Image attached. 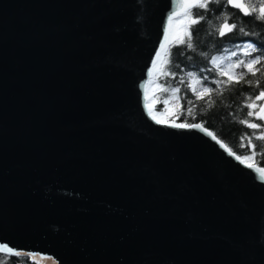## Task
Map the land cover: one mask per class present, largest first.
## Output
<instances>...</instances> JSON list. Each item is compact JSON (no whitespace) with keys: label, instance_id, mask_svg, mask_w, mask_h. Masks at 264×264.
<instances>
[{"label":"water","instance_id":"water-1","mask_svg":"<svg viewBox=\"0 0 264 264\" xmlns=\"http://www.w3.org/2000/svg\"><path fill=\"white\" fill-rule=\"evenodd\" d=\"M189 2L0 0V241L18 256L264 264V180L145 106Z\"/></svg>","mask_w":264,"mask_h":264},{"label":"trees","instance_id":"trees-1","mask_svg":"<svg viewBox=\"0 0 264 264\" xmlns=\"http://www.w3.org/2000/svg\"><path fill=\"white\" fill-rule=\"evenodd\" d=\"M250 1L244 0V3L248 5ZM208 7L210 10L207 12L198 8L192 10L204 16L195 25L191 24L188 15H182L184 23L177 32V38L169 42L153 67L147 85L151 108L155 113L163 111L166 107L163 101L168 99V120L176 124H199L236 156L254 155L250 163L264 168V141L257 139L264 135V121L256 115L247 116L249 111L258 113L264 107V99H255L260 91H264V21L256 18L258 11L244 16L239 10L232 9L226 3L218 4L216 0H212ZM225 18L229 25L234 23L237 27L233 31L225 29L226 34L220 36L219 29ZM189 27L192 29V49H188L186 43L181 42L187 41L186 29ZM241 27L243 32L240 31ZM245 50L249 55L244 54ZM233 52L236 53L235 56L232 55ZM254 57L262 60L256 66L258 71L255 76L245 67L233 70L234 74H244V80L239 83L229 80L227 75L221 76L223 69L213 63L216 58H221L228 64L248 61ZM188 72H192L200 83H195L188 77ZM181 80L185 83L181 84ZM193 87L198 92L204 87L213 91L211 94L201 93V98L198 99L191 90ZM171 88L180 89L177 94L179 99L173 98L170 91H165ZM189 100L192 101L191 104L188 103ZM248 104H254V107L249 108ZM188 108L192 109L191 115L188 114ZM242 120L259 127L249 128L240 122ZM0 256L11 264H43L39 259L28 255Z\"/></svg>","mask_w":264,"mask_h":264},{"label":"snow or ice","instance_id":"snow-or-ice-1","mask_svg":"<svg viewBox=\"0 0 264 264\" xmlns=\"http://www.w3.org/2000/svg\"><path fill=\"white\" fill-rule=\"evenodd\" d=\"M211 2H212V0H191V2L179 5V7L185 8V10H186L185 15H188L191 19V24L195 25V24L199 23L200 20L204 19V16L200 15L199 12H195L192 10L198 8V9H203V10H205V12H207L210 10L208 6H209V3H211ZM216 2L218 4L226 3V5H230L233 8L239 9L242 13H244V15H248V14H250V12L255 13L258 11V17H256V18L260 19L261 21H264V2L260 3L258 6L254 5V4L246 5L244 3L238 2V0H216ZM175 14L176 13L173 12L171 15L168 16L169 25L172 23V19H173V16ZM236 27L237 26L234 23L232 25H229V23L227 22V18H225V22L221 25V27L219 29V35L224 36L226 34L225 29H228V31H233L236 29ZM240 31H242V32L244 31L243 27L240 28ZM186 32H187V41H181V42L186 43V47L188 49H192L194 45L191 42L192 41V29H191V27L186 29ZM165 39L167 40V35H166ZM164 48H165V44H161V49H164ZM253 51H255V49H253ZM244 54L249 55V52L247 50H245ZM160 55H161L160 52L156 53L157 57H159ZM232 55L235 56L236 53L233 52ZM213 63L219 65L222 62L214 59ZM261 63H262V60L259 57H254L248 61H239L238 63H228L226 65V67L224 68V70L221 71L220 75L221 76L227 75L229 80H235L237 83H239L240 81L244 80V74L243 73L234 74L233 70L235 68L245 67L248 69L249 72H251L255 76L256 72L258 71L256 66L260 65ZM153 67H155V61L153 62ZM150 75H151V73H150ZM187 75H188V77L192 78V80L195 81V83H200L199 80H196V78L192 72H188ZM180 83L183 84V83H185V81L181 80ZM221 83H226V82H221ZM191 90L197 96L198 99L201 98V93L211 94L213 91L211 88H208V87H204V88L200 89L199 92L194 87ZM165 91H170L173 98L179 99V97L177 96V94L180 92L179 88L165 89ZM255 99L257 101L264 99V91H260L259 94L256 95ZM145 100H146L145 106L149 108V115L155 120L156 123H158V124L159 123H168L169 126L176 127V128H184V127L198 128V129L203 131L202 126L199 124H192V125H188V124H184V123L176 124L174 121L168 120L167 116H166V113L169 111V109L167 107L169 105L168 99H165L163 101V103L165 104L166 107L163 111H159L158 114L153 112L152 108L148 105V103H147V92H145ZM188 103L191 104L192 101L189 100ZM209 103H211V102L209 101ZM247 106L249 108H253L254 104H248ZM188 114L189 115L192 114L191 108H188ZM253 115H256V117L258 119H260L261 121H264V107H261L258 113H254L253 111H249L247 113L248 117H252ZM177 118H179L178 115H177ZM240 122L243 124H246L247 127L252 128V129H256L259 127V125H257V124L248 123L247 120H242ZM207 134L209 136L213 135L211 132H209ZM213 139H215L214 136H213ZM257 139L264 141V135L257 137ZM217 143H220V141H217ZM221 146L224 147V145H221ZM262 147H264V145H262ZM233 154L234 153L229 151V155H233ZM235 158L239 162L245 164L247 167L253 168L259 174L260 179L264 180V168L256 167L254 163H250V161H252L254 159V155H253V157H248V156L242 157V156L237 155ZM0 254H7V256H9V257L20 255V253L14 251L10 246H5L4 242H2V241H0ZM0 264H11V262L10 261H4L2 259V256H0Z\"/></svg>","mask_w":264,"mask_h":264},{"label":"rangeland","instance_id":"rangeland-1","mask_svg":"<svg viewBox=\"0 0 264 264\" xmlns=\"http://www.w3.org/2000/svg\"><path fill=\"white\" fill-rule=\"evenodd\" d=\"M262 2H264V0H251L250 1V4H254V5H257L258 6ZM183 23H184V21H183L182 16H180L179 18H177L176 20H174L171 23V25H170V33H169V42H171V41H173V40H175L177 38V35H178L177 32L179 31V29L181 28V26L183 25ZM216 60L221 61L222 63L219 64V65L218 64H215V63L214 64L217 65V66H219V67H221L224 70V68L226 67L227 64H225L224 61L221 58H216ZM147 85H148V83H147ZM147 85H146V88H145V92H147V103L151 107L150 100L148 99V86ZM148 111H149V108H148Z\"/></svg>","mask_w":264,"mask_h":264},{"label":"bare ground","instance_id":"bare-ground-1","mask_svg":"<svg viewBox=\"0 0 264 264\" xmlns=\"http://www.w3.org/2000/svg\"><path fill=\"white\" fill-rule=\"evenodd\" d=\"M241 56V55H240Z\"/></svg>","mask_w":264,"mask_h":264}]
</instances>
